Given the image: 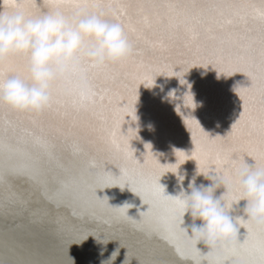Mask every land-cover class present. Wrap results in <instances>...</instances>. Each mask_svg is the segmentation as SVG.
<instances>
[{"label":"snow or ice","instance_id":"snow-or-ice-1","mask_svg":"<svg viewBox=\"0 0 264 264\" xmlns=\"http://www.w3.org/2000/svg\"><path fill=\"white\" fill-rule=\"evenodd\" d=\"M4 5L22 12L28 19L56 12L67 19L83 11L101 14L106 21L124 29L135 54L126 62L103 68L82 59L80 71L87 75L89 89L84 91L79 87V73L58 82L53 86L52 104L40 115L17 112L0 104L3 109L0 113V148L5 147L3 134L13 124L10 117L19 124L41 129L46 120L59 118L50 127L62 136L76 134L74 120L67 127L64 123L72 114L88 113L97 117L103 133L100 140L109 152L116 154L111 159H119L122 163L112 164L120 170L119 175L106 170V166L95 173L94 183L89 188L92 199L108 204V197L101 199L98 190L128 187L148 208L139 213L140 219H135L129 215L133 205L111 207L108 204L118 221L139 224L152 219L162 209L159 223L169 242L183 238L194 246L195 242L181 227L183 200L167 195L160 180L168 172L178 173L180 165L194 159L200 172L217 173L232 183L233 190L224 197L231 206L243 196L236 177L246 162L245 157H251L256 167L264 168V0H42L40 3L38 0H4ZM181 29L190 37L182 47L178 40ZM173 52L177 56H173ZM209 65L220 74L232 76L239 72L251 80L250 87L236 89L243 102V111L232 130L225 137L213 138L194 117L186 116L184 120L192 133L194 150L190 154L177 150L178 162L163 165L149 144L145 145L147 154L141 163L131 146L137 130L129 128L127 134L122 130L126 117L137 120L135 105L139 86L151 87L159 75L177 76L181 84H187L183 77L191 68ZM27 67L28 58H11L0 65V83L12 76L29 80ZM117 83L122 84V91L113 94L109 86ZM188 87L184 106L195 109L191 85ZM96 167L95 161L89 162V168ZM237 222L246 229L243 242L220 249L234 255L246 253L247 264H264V229L256 228L243 218ZM90 235L95 233L89 231L66 241L67 249ZM177 251L184 255L181 249L177 248ZM193 252L194 258L204 256L195 246ZM212 255L207 252V257ZM206 264L213 262L209 259Z\"/></svg>","mask_w":264,"mask_h":264},{"label":"bare ground","instance_id":"bare-ground-1","mask_svg":"<svg viewBox=\"0 0 264 264\" xmlns=\"http://www.w3.org/2000/svg\"><path fill=\"white\" fill-rule=\"evenodd\" d=\"M40 2L42 0H38ZM4 8L13 11L0 0V11ZM178 40L182 47L190 37L181 29ZM171 54L177 56L176 52ZM183 78L187 84H181L177 76L159 75L151 87L139 86L135 105L137 120L126 117L122 130L125 134L129 128L137 130L131 146L141 163L147 154L145 145L149 144L163 165L178 162L177 150L188 154L194 150L192 133L184 120L186 116L194 117L213 138L227 136L240 118L243 102L236 89L251 86L246 74L238 72L227 76L209 65L207 68L195 66ZM188 85H191L195 109L184 106ZM109 87L113 94L122 91L121 83ZM178 108L181 110L177 111ZM2 111L0 109V113ZM10 119L12 127L3 134L5 147L0 148V264H73L71 258L75 264H100L120 243L128 249L130 257L138 260L133 259L132 264H206L209 259L213 264L217 261L247 264L246 253L234 255L219 248L207 257L209 250L201 243L198 247L204 256L194 258V246L187 240L180 238L170 243L159 223L162 209L152 219L139 224L118 221L109 203L114 207L133 205L129 215L135 219H140L139 213L148 208L128 187L98 190L101 199L108 197V204L93 200L89 188L94 183L95 173L106 166V170L119 175L120 170L112 164L122 163L111 159L116 154L109 152L100 140L103 133L97 117L81 113L66 118V127L75 121L76 134L69 136H62L50 127L59 118L46 120L43 129L19 124L14 117ZM245 159L250 165L255 164L251 157ZM90 161H95L97 167L89 168ZM197 169V162L189 159L180 165L178 173L168 172L162 176L160 183L166 194L178 196L182 188L187 189ZM180 176L185 177L182 183ZM196 184L207 186L210 181L201 174L196 176ZM224 191L219 189L217 196ZM245 203L241 201L239 209ZM234 216L242 217L243 213L237 210ZM185 221L182 227L191 224L189 216ZM89 231L114 240L108 243L103 257L99 253L104 246L93 236L67 249L66 241ZM245 236L246 229L241 227V242ZM24 242L34 244L32 249L40 253L39 257L31 256L26 248L24 252ZM126 248H121L115 264H122ZM177 248L183 251V256Z\"/></svg>","mask_w":264,"mask_h":264},{"label":"clouds","instance_id":"clouds-1","mask_svg":"<svg viewBox=\"0 0 264 264\" xmlns=\"http://www.w3.org/2000/svg\"><path fill=\"white\" fill-rule=\"evenodd\" d=\"M134 54L135 49L124 29L106 21L101 14L83 11L67 19L56 12L28 19L20 11L4 8L0 11V65L13 57H26L30 79L12 76L0 83V104L17 112L40 115L52 104L53 86L58 82L79 73V87L84 91L89 89L88 77L80 71L82 59L103 68L126 62ZM201 174L210 181L209 185L197 186L196 176ZM236 178L243 196L231 206L224 197L233 190L232 183L214 172L204 174L199 168L188 188H182L177 196L184 202L181 227L186 224L185 217L189 216L191 224L182 229L197 249L200 250L198 245L201 243L209 252L235 246L240 242L241 226L237 222L240 218L264 229V168L246 161ZM179 179L182 183L185 177ZM221 188L225 191L217 196ZM241 201L246 203L239 209ZM237 210L242 211V217L234 216ZM90 236L104 246L99 253L103 257L108 243L114 240ZM121 248L126 247L120 243L107 259H101L100 264H115ZM71 259L75 264L74 258ZM133 259L137 260L129 256L127 249L122 264H132Z\"/></svg>","mask_w":264,"mask_h":264},{"label":"water","instance_id":"water-1","mask_svg":"<svg viewBox=\"0 0 264 264\" xmlns=\"http://www.w3.org/2000/svg\"><path fill=\"white\" fill-rule=\"evenodd\" d=\"M14 239H15V236H14ZM13 240V239H12ZM23 247H24V252H25V250L26 249H28V251H29V253H30V255L31 256H35V257H39V252H37V251H34V249H32L33 247H35V245L34 244H26L25 242L23 243ZM26 248V249H25ZM7 264H9V263H7Z\"/></svg>","mask_w":264,"mask_h":264}]
</instances>
